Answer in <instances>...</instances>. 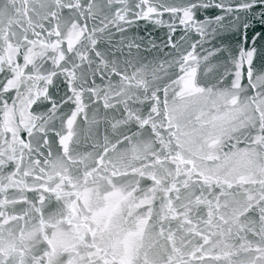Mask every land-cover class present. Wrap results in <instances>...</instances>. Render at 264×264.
Here are the masks:
<instances>
[{"label":"snow or ice","instance_id":"6c2138e0","mask_svg":"<svg viewBox=\"0 0 264 264\" xmlns=\"http://www.w3.org/2000/svg\"><path fill=\"white\" fill-rule=\"evenodd\" d=\"M0 264H264V0H0Z\"/></svg>","mask_w":264,"mask_h":264}]
</instances>
